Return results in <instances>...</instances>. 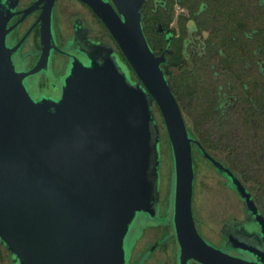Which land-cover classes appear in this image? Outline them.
<instances>
[{
	"label": "water",
	"instance_id": "water-1",
	"mask_svg": "<svg viewBox=\"0 0 264 264\" xmlns=\"http://www.w3.org/2000/svg\"><path fill=\"white\" fill-rule=\"evenodd\" d=\"M8 1V0H6ZM0 0V243L12 264H127L138 217L156 221L160 198V131L168 135L172 188L168 208L179 264H264V217L241 180L203 148V155L237 190L259 234L233 240L239 254L208 242L192 212V143L179 103L162 69L169 44L155 54L143 30L144 0H81L104 23L126 61L109 44L71 56L58 95L33 94L26 78L45 68L56 49L54 0L44 1L42 53L18 69L6 36L11 12ZM12 6V5H11ZM11 8V7H10ZM131 70L136 79H133Z\"/></svg>",
	"mask_w": 264,
	"mask_h": 264
},
{
	"label": "flooded vegetation",
	"instance_id": "flooded-vegetation-1",
	"mask_svg": "<svg viewBox=\"0 0 264 264\" xmlns=\"http://www.w3.org/2000/svg\"><path fill=\"white\" fill-rule=\"evenodd\" d=\"M6 1V0H5ZM38 0H8L6 8L11 12L5 24L10 29L6 36L7 44L14 47L13 60L18 69L28 70L35 65L42 53L41 31L42 12L41 1L35 9L26 10ZM170 0H144L140 7L141 16L158 18H172L175 9L169 6ZM179 7L185 9L181 16L188 17V22L194 18H202L208 24L199 26L197 23L180 29L179 25L168 24L156 20L151 25L152 31L159 38V49L155 54H161L167 47L165 29H170L169 44L165 52L170 88L181 108L190 135L197 140L192 143V157L194 163V182L192 194V212L195 225L199 233L213 245L228 253L239 254L233 246V240L248 238L251 245L259 234V228L254 215L248 212L243 202L231 184L229 178L215 168L210 160L202 153L203 148L215 160L227 167L237 176L252 194L259 213L264 217V210L243 180L244 169L241 171L232 162H238L230 149L220 147L218 142L225 141L222 136L213 138V149L204 137L197 135L193 121L188 115L192 98L203 94L205 106L199 113L207 118L216 119L219 130H233L236 125L230 122L233 116L244 114L252 126L257 148H264V137L258 136L264 131V25L255 26L256 0H175ZM264 8V0H258ZM12 5V6H11ZM11 7V8H10ZM247 18V20H246ZM162 24V32H157V24ZM231 23V24H230ZM147 25V22H143ZM150 26V25H149ZM56 49H51L50 57L45 68L36 74L28 76L26 83L33 94H47L56 96L59 93L61 80L67 72L71 56L85 58V54H92L96 43L109 44L124 61L121 52L104 23L96 16L92 9L81 0H54L52 11V27ZM132 74V73H131ZM133 79H136L132 74ZM232 115V116H231ZM196 121V119H195ZM222 133V132H221ZM222 133V134H223ZM235 139V138H234ZM252 150V149H251ZM259 151V150H258ZM264 149L259 153L253 151L251 160L264 159ZM205 159L211 172L221 179L228 197L242 202V217L239 209L229 208L228 214L217 221V203H211L209 213L196 209L195 194L198 159ZM247 158V157H246ZM199 175V174H198ZM259 188V185L257 186ZM169 196L166 200L159 198V215L156 221H150L144 227L132 249H128L127 264H179L178 245L170 222L171 211L168 208ZM239 208V207H238ZM204 228L205 233L202 231ZM0 264H12L11 253L0 243ZM188 264H199L190 260Z\"/></svg>",
	"mask_w": 264,
	"mask_h": 264
},
{
	"label": "rangeland",
	"instance_id": "rangeland-1",
	"mask_svg": "<svg viewBox=\"0 0 264 264\" xmlns=\"http://www.w3.org/2000/svg\"><path fill=\"white\" fill-rule=\"evenodd\" d=\"M198 1L199 0H196V2ZM246 1L248 2V0H245V2ZM170 5L173 7V9H175L176 14L172 18H167L166 16L163 17L165 22L171 21L172 25H179L180 29H185L188 25H193L196 23L199 26L208 25L200 23L204 22V19L202 18H194L191 20V23L188 22V17L180 15L181 12L184 13L185 9L179 7L175 0H170L169 6ZM156 20V17L146 18V22L150 26L154 25L153 23ZM254 24L255 26L264 25V8L259 6L258 0H256ZM147 35L150 42H156V40L159 39L153 31L151 33L149 32ZM202 96L203 94L200 93L198 98H192L188 101V103L186 100L184 101L186 105H191L190 108H188V115L190 116V120L193 121V129L197 135L206 139L205 141H207L209 144L208 146L211 149H213L212 143L215 136L218 137L219 140H221L222 136L225 138V141L218 142L219 146L223 147L224 149H230V154L232 155L236 154L238 162L232 163L237 165L241 171L244 169L245 174L242 178L249 189L255 194L262 210H264V159L251 160L252 158H250V155L253 154L252 150L259 153L264 148H257L252 133V126L249 124V119L245 118L244 114H239V117L233 116L230 122H236L234 123L237 126L236 129L233 130L234 125H230L228 129L224 130L225 132L223 133V130H219L217 127L216 119L213 117L207 118V115L200 113L197 118L196 115L199 113L198 110H200L202 106L207 105L206 101H208V99L203 101ZM153 112L160 131L161 163L159 189L161 199L163 201L166 200V198L170 195V190L172 188L173 160L164 122L158 107L154 103ZM258 136L263 138L264 131H261V134L258 132ZM210 170L211 168L209 167L208 162L202 157H199L197 165V176L199 177V181L196 183L195 194L196 209L200 212L202 210V212H204V214L207 216L211 203H217V212L219 213V218L217 221L218 225L220 224L221 218L230 212L229 208L231 207H233L234 210L239 209L238 215L239 217H242V202L228 197L221 179L216 177V175H214V173H212ZM258 185L259 188H257ZM149 222L150 221L144 220L142 217H138L136 219L132 228V235L130 236L129 240V250L133 248L136 240L139 239V235L143 232L142 229L149 225ZM202 231L205 233L204 228H202Z\"/></svg>",
	"mask_w": 264,
	"mask_h": 264
},
{
	"label": "trees",
	"instance_id": "trees-1",
	"mask_svg": "<svg viewBox=\"0 0 264 264\" xmlns=\"http://www.w3.org/2000/svg\"><path fill=\"white\" fill-rule=\"evenodd\" d=\"M181 2L184 3L185 0H181ZM141 11H142V10H141ZM167 18H168V17H167ZM156 19L162 21V22L165 23V24H168V22H165V21L163 20V17H158V18H156ZM141 20H142L143 30H144V33H145V35H146L147 41H148L149 45L151 46L152 50L155 52V50L159 49L160 46L158 45L157 40H156V42H152V41L150 42V41H149V39H148V35H147V34H148L149 32H150V33L152 32V28H151V26H149L148 24H147V25L143 24V22L146 21V18H145L144 16H141ZM160 48H161V47H160ZM155 53H156V52H155ZM121 56H122V58L124 59V61H126L125 58L123 57L122 53H121ZM162 69H163V71H164V73H165V75H166V77H167L168 83H169L168 70H167V68H163V66H162ZM131 73L134 74L132 70H131ZM169 85H170V84H169Z\"/></svg>",
	"mask_w": 264,
	"mask_h": 264
}]
</instances>
